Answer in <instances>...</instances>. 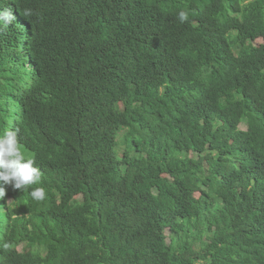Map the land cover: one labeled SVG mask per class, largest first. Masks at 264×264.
I'll return each instance as SVG.
<instances>
[{"label": "trees", "instance_id": "16d2710c", "mask_svg": "<svg viewBox=\"0 0 264 264\" xmlns=\"http://www.w3.org/2000/svg\"><path fill=\"white\" fill-rule=\"evenodd\" d=\"M14 129L0 264H264V0H0Z\"/></svg>", "mask_w": 264, "mask_h": 264}, {"label": "clouds", "instance_id": "9594fccd", "mask_svg": "<svg viewBox=\"0 0 264 264\" xmlns=\"http://www.w3.org/2000/svg\"><path fill=\"white\" fill-rule=\"evenodd\" d=\"M13 17L5 15L4 20L11 22ZM177 19L180 23L189 21V12L179 10ZM261 40V41H260ZM262 42L259 38L256 43ZM245 127H240L246 129ZM42 171L37 166L34 157L27 156L22 150L19 140V129L7 130L0 135V182L5 185H11L15 189L24 191L32 185L38 184L41 181ZM6 194L4 187H0V199H3ZM31 197L37 201H43L46 198L44 187L33 188Z\"/></svg>", "mask_w": 264, "mask_h": 264}, {"label": "rangeland", "instance_id": "374dc122", "mask_svg": "<svg viewBox=\"0 0 264 264\" xmlns=\"http://www.w3.org/2000/svg\"><path fill=\"white\" fill-rule=\"evenodd\" d=\"M261 41V40H260ZM242 127H245L243 124H242Z\"/></svg>", "mask_w": 264, "mask_h": 264}]
</instances>
